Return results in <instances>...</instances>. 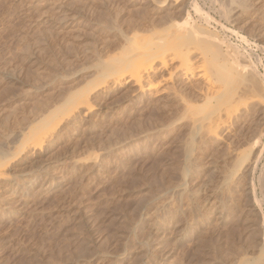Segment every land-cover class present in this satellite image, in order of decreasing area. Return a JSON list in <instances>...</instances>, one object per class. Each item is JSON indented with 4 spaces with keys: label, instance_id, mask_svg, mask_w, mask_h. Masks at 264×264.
<instances>
[{
    "label": "rangeland",
    "instance_id": "obj_1",
    "mask_svg": "<svg viewBox=\"0 0 264 264\" xmlns=\"http://www.w3.org/2000/svg\"><path fill=\"white\" fill-rule=\"evenodd\" d=\"M224 2L0 0V264H264V154L255 171L242 156L264 144L260 105L210 123L200 90L217 70L199 53L187 76L166 53L142 90L125 72L189 13L213 36L200 52L231 79L249 59L264 88V0ZM87 93L92 110L72 111Z\"/></svg>",
    "mask_w": 264,
    "mask_h": 264
},
{
    "label": "bare ground",
    "instance_id": "obj_2",
    "mask_svg": "<svg viewBox=\"0 0 264 264\" xmlns=\"http://www.w3.org/2000/svg\"><path fill=\"white\" fill-rule=\"evenodd\" d=\"M215 2H217V3H219L220 4V8H221V10L222 11H224L225 10V7H226V4H224V3H226V2H224V0H214ZM229 1V0H228ZM194 11H195V13L199 16V17H201V18H203L204 20H206V21H208V20H210L212 17H211V15H209V13L207 12V11H204L198 4H194ZM225 12V11H224ZM151 18H153V17H151ZM155 18V17H154ZM173 18V17H172ZM171 18V19H172ZM190 16H189V13L186 15V16H182L181 17V21L178 23H174L173 25H171V23H170V25H171V27H169V28H171V29H173V31H172V33L171 34H174V35H172V37H171V35L170 36H168L169 37V39H166V40H164V42L162 43L161 42V44H156V43H158V42H152L151 44L149 43L148 45H147V43L145 44L144 43V45H142V46H139V47H136V49H138V51H142L143 53H145L147 56H148V59H147V57H146V55L145 56H143L144 54H142V56L143 57H146V58H144V60L145 59H147V60H145V62L144 63H139V62H136V63H138V64H134V61L133 60H131V58L127 61V63H130V60L131 61H133L132 62V64L130 63V68H128V71L126 70L125 72L127 73V72H129V75H130V77H131V79L133 78L135 81L134 82H136L137 84H139L140 85V88H141V90H142V88H144L143 87V81H144V78H143V73L144 72H149L150 70H152V71H154L153 69H155V67H154V61H156V60H158V61H160L161 62V65L163 64V65H165V66H167L168 65V61H167V56H166V53L167 54H169V59L171 58V59H173V60H179V67L180 68H182L183 70H184V74L187 76V73L188 72H195L196 70L195 69H199V67L201 66L200 64H199V62L197 63V64H199V66L197 65L196 67H193V66H195V63H192V59H191V57H192V55H194V53H199L198 54V58H200V60L202 61V63L203 62H209L212 66H214V68L217 70V76H216V79H215V81H207L202 87H201V90L200 91H202V93L204 94V96H205V98L208 100L207 102H209V106L207 107V108H205V110L204 111H206L208 114L206 115V117L210 120V123H214V125H217V122H219L220 120H222V114L223 113H226V115L228 114H231L232 113V108H233V106L235 107V109L233 108V111H235V112H233V113H236V111H237V109H238V111H240V107L241 106H249V105H252V104H254L255 102H257L259 105H260V107H261V112H264V88L262 87V85H263V83H262V81L260 82V81H258V80H260L259 78L258 79H256V77H259V76H257V73L258 72H254V70L255 69H257V68H255L254 70H253V68H254V66H253V68H252V66H251V64L248 62V60H247V58L246 59H244L243 60V62H244V65H243V67L241 68V70H240V74L237 76V77H235V78H233V79H231V77H228V76H225V75H223V73H222V59H223V57L220 55V53H218V52H215V54H213V55H211V56H206L205 54H206V52L203 54L202 52H200V51H202V50H199L200 48L202 49V47H204V46H201V44H204V42L207 40V38L208 37H210L209 35V33H210V31H208V30H200V29H198L197 27H195V25H192L191 23H190ZM150 20V19H149ZM152 20V19H151ZM154 20V19H153ZM156 21V20H155ZM162 21V20H161ZM167 21V20H166ZM166 21H165V23H166ZM170 21V20H169ZM176 21V20H175ZM179 21V20H178ZM149 22H152V21H149ZM154 22V21H153ZM168 22V21H167ZM147 24V23H146ZM153 24V23H152ZM156 24V23H155ZM158 24H160V22H158ZM149 25V24H148ZM164 25H167V24H164ZM169 25V24H168ZM197 25V24H196ZM223 25V24H222ZM148 27V26H147ZM155 27V26H154ZM166 27V26H165ZM164 27V29H166ZM202 27H203V25H202ZM204 27H206V26H204ZM225 27V26H224ZM146 28V27H145ZM169 28H167V29H169ZM226 28V27H225ZM152 29V28H151ZM163 29V30H164ZM154 30H155V28H154ZM153 30V31H154ZM227 30H229L228 28H227ZM165 31V30H164ZM167 31V30H166ZM232 31V30H231ZM155 32V31H154ZM164 33V32H163ZM234 33V32H233ZM155 34V33H154ZM164 35V34H163ZM162 35V36H163ZM211 35H212V33H211ZM173 36H175V37H173ZM151 37H153V36H151ZM160 37V36H159ZM213 37V36H212ZM212 37H210V38H212ZM146 38V37H145ZM143 40H145V39H143ZM148 40V39H147ZM150 40V39H149ZM158 40V39H157ZM160 40V39H159ZM212 40H213V38H212ZM211 39H209V41H212ZM154 41V40H153ZM141 42V41H140ZM208 42V41H207ZM133 44H134V42H133ZM153 44H155L156 45V48H158L157 50L154 48V45ZM206 45V44H205ZM260 45V44H259ZM201 46V47H200ZM256 46L258 47V45L256 44ZM135 47V46H134ZM133 48V47H132ZM164 49L165 51H163V52H161V53H158L157 54V51L159 50V49ZM155 49V50H154ZM234 50V49H233ZM232 51V50H231ZM233 52H235L236 53V51L234 50ZM232 53V52H231ZM237 54V53H236ZM232 55H234L235 56V54L233 53ZM237 56H238V54H237ZM197 57V56H196ZM236 57V56H235ZM234 57V58H235ZM167 58V59H166ZM240 58H242L243 59V57H241L240 56ZM259 58H261L260 56H259ZM258 58V61L260 60ZM195 59V58H194ZM242 59H239V60H242ZM122 60V59H121ZM125 60V59H124ZM141 60V59H140ZM198 60V59H197ZM247 60V61H246ZM119 61V60H118ZM140 62H143V61H140ZM242 62V61H241ZM242 62V63H243ZM127 63H125V61H124V65L125 64H127ZM201 63V64H202ZM255 63V62H254ZM260 63V62H259ZM116 64V63H115ZM119 64V63H118ZM123 64H121V66L120 67H122V65ZM194 64V65H193ZM204 64V63H203ZM209 64V65H210ZM253 64V63H252ZM109 65V64H108ZM254 65H256V64H254ZM112 67H109V69L110 68H112L111 69V71L113 72V70H115L114 69V67H113V65H111ZM160 66V65H159ZM164 66V67H165ZM177 66V65H176ZM175 66V67H176ZM107 67V66H106ZM116 67H118V66H116ZM115 67V68H116ZM119 67V68H120ZM126 67V66H125ZM128 67V66H127ZM154 67V68H153ZM178 67V68H179ZM201 67H203V65L201 66ZM206 66L204 65V67L203 68H205ZM237 67H238V65H237ZM202 69V68H201ZM158 70V69H157ZM167 70V69H166ZM170 70V69H169ZM173 70H176V69H173ZM195 70V71H194ZM170 71H172V70H170ZM107 72V71H106ZM105 72V73H106ZM109 72V71H108ZM112 72H110V73H112ZM119 72V71H118ZM124 72V73H125ZM104 73V74H105ZM109 73V74H110ZM170 73V72H169ZM173 73V72H172ZM171 73V74H172ZM201 73V72H200ZM255 73H256V76H255ZM170 74V75H171ZM174 74V73H173ZM182 74V73H181ZM199 74V73H198ZM119 76H120V73L118 74ZM151 75V74H150ZM169 75V74H168ZM169 75V76H170ZM202 75V74H201ZM117 76V75H116ZM118 76V77H119ZM145 76V75H144ZM155 76V75H154ZM153 76V77H154ZM168 76V77H169ZM180 76V75H179ZM196 76V75H195ZM199 76V75H198ZM263 76V75H262ZM115 77V76H114ZM122 77H124V75L122 76ZM171 77V76H170ZM169 77V78H170ZM113 78V77H112ZM152 78V77H151ZM108 78H106V84L108 83V81L109 80H107ZM110 79H111V77H110ZM146 79V78H145ZM112 80V79H111ZM115 80H117V78L115 79ZM118 80H119V78H118ZM117 80V81H118ZM146 80H148V79H146ZM169 80H171V79H169ZM103 81H104V79H103ZM216 81L219 83V82H221L220 84L221 85H223V83H225V85H226V87H224V86H221V88L218 86H216ZM112 82V81H111ZM124 83V82H123ZM161 83V82H160ZM217 83V84H218ZM261 83V84H260ZM147 84V83H146ZM150 84V83H149ZM156 84V83H155ZM159 83H157V85H158ZM102 86V85H101ZM200 86V85H199ZM155 87V86H154ZM153 87V85L151 84V85H149V86H147V88H148V90L149 89H152V88H154ZM223 87L225 88V89H223ZM98 88V87H97ZM96 88V89H97ZM138 88H139V86H138ZM199 88V87H198ZM200 89V88H199ZM163 90V89H162ZM168 90V89H167ZM173 90V89H172ZM175 90V89H174ZM179 90V89H178ZM160 91V90H159ZM164 91V90H163ZM183 91V90H182ZM93 92V91H92ZM154 92H156V91H154ZM162 92V91H161ZM174 92H176V91H174ZM160 93V92H159ZM179 93H181V92H179ZM183 93V92H182ZM186 93V92H185ZM201 93V94H202ZM75 94H77V93H75ZM84 94H86V93H84ZM83 94V95H84ZM169 94V93H168ZM81 95V94H80ZM89 94L87 93V96H82V97H80L79 96V98L76 100V98H75V100H73L74 99V96H76V95H74L73 96V98H72V101H73V105L75 106V107H73V108H71L72 109V111H74V110H80V108H82V107H85V106H87L88 108H89V112L92 110V103L90 102V98H89V96H88ZM94 95V94H93ZM156 95V94H155ZM174 95V94H173ZM78 97V96H77ZM175 97L182 103V105L184 106V108L185 109H187V111L186 112H188V108H191V109H189V112L193 109V112L195 111L194 110V108H193V105H191L188 101H186L187 99H185L184 98V96H182V97H180V95L179 94H177V93H175ZM189 97V96H188ZM93 100H94V98H93ZM74 101H75V103H74ZM179 102V103H180ZM206 102V101H205ZM232 107V108H231ZM86 108V107H85ZM87 108V109H88ZM243 108V107H242ZM70 109V110H71ZM154 109V108H153ZM196 109V112L198 111V109L197 108H195ZM247 109V108H246ZM201 110H202V108H201ZM72 111H70V114H71V112ZM204 111H201V112H204ZM246 111V110H245ZM182 112H183V109H182ZM188 112V113H189ZM192 112V111H191ZM200 112V113H201ZM206 112L204 113V114H206ZM242 112H244V111H242ZM73 113V112H72ZM181 113V112H180ZM184 114H185V110H184V112H183ZM233 113H232V115H233ZM241 113V112H240ZM68 114V113H67ZM176 114H179V113H176ZM236 115V114H235ZM262 115H263V113H262ZM224 116V115H223ZM239 117V116H238ZM263 117H264V115H263ZM64 118V117H63ZM63 118H61V119H63ZM205 119V118H204ZM220 123V122H219ZM211 124V125H212ZM209 125V124H208ZM214 125H212V126H214ZM209 127H211L210 125H209ZM215 127V126H214ZM214 127H213V129H214ZM211 129V128H210ZM258 136V135H257ZM260 136V135H259ZM44 139V138H43ZM28 142V141H27ZM37 142V141H36ZM250 142V141H249ZM34 143V142H33ZM39 144H44V143H42V140L40 141L39 140V142L38 143H34V147L35 146H37V145H39ZM26 145H28V144H26ZM32 145V144H31ZM21 148V147H20ZM40 148H41V146H40ZM263 154H264V144H259V139H256V141L254 142V144L252 145V147H251V150L249 151V153H247V154H243L242 156H248V159L246 160V165H247V167L248 168H251L253 171H255L256 169H258L257 167H258V165H259V163H260V161H261V159H262V157H263ZM264 167V166H263ZM262 167V168H263ZM7 176V174H6V172H4L3 170H0V179H2L1 177H6ZM261 186L263 187V189H264V168L262 169V173H261ZM252 181H253V179H252ZM252 183V182H251ZM252 185H254L253 183H252ZM251 185V186H252ZM253 187V189L255 188L254 186H252ZM252 187H250V188H252ZM254 191H252V193H253ZM257 192V191H256ZM255 192V193H256ZM254 193V194H255ZM262 195H263V197L262 198H259L256 194H255V202L257 203V204H260L262 201H264V192H262ZM260 196V195H259ZM255 203V204H256ZM264 222V221H263ZM263 239H264V235H263Z\"/></svg>",
    "mask_w": 264,
    "mask_h": 264
},
{
    "label": "built area",
    "instance_id": "obj_3",
    "mask_svg": "<svg viewBox=\"0 0 264 264\" xmlns=\"http://www.w3.org/2000/svg\"><path fill=\"white\" fill-rule=\"evenodd\" d=\"M239 40H240L241 44H243L244 46H246V47H248V48L253 47V46L256 45L253 41H251V40H250L249 38H247V37H242V36H241ZM258 57H259V52H257V53L253 52V56H252V58L257 60ZM261 63H263V60H262Z\"/></svg>",
    "mask_w": 264,
    "mask_h": 264
}]
</instances>
